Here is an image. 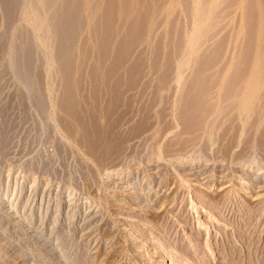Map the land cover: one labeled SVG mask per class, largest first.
Wrapping results in <instances>:
<instances>
[{"label":"rangeland","instance_id":"obj_1","mask_svg":"<svg viewBox=\"0 0 264 264\" xmlns=\"http://www.w3.org/2000/svg\"><path fill=\"white\" fill-rule=\"evenodd\" d=\"M31 1L43 8L41 17L33 10ZM42 2L27 0L20 28L37 37L46 81L45 95L50 99L47 117L36 116L33 101L28 97L32 117L22 119L18 92L23 88L11 72L5 75L4 92L0 94V112L9 105L8 116L10 112V121L15 122L9 143L0 147V264H264V150L258 153L260 149L255 151L253 145L256 135L264 133V113L258 109L264 98V0H83L80 8L87 23L77 46L82 44L80 49L88 56L82 61L80 49H75L80 57L75 64L85 65L83 72L79 69L81 65H76L79 70L73 73L76 78L80 72L76 79H83L79 97L84 103V113H89L85 116L97 113L98 119L86 117L88 122L95 119L103 131L116 129L120 138H124L120 149L126 150L123 153L120 149L117 152L109 149L107 154L115 158L112 161L102 153L107 157L103 166L92 160L58 121L61 112L55 99L59 92L55 90L60 79L56 56L45 40L43 29L47 20ZM111 4L114 9L105 11ZM99 6L101 11L94 13ZM125 9L128 13L122 12ZM93 26L96 32L92 31ZM133 30L140 35L132 37ZM93 32L100 34L95 37ZM96 39L106 42L105 61L109 66L105 62L103 66L96 64L97 56L103 54L102 44ZM125 42H129L131 49L119 58L120 68L115 72L113 57ZM179 42L181 46L177 47ZM158 44L160 50L156 51ZM156 59H160V64L154 65ZM5 61L9 63L8 56ZM104 68L112 72L105 74ZM168 72L171 77L165 81L166 85L161 83L162 87H158L160 77ZM107 74L115 78L107 81ZM94 75L99 77L96 87L92 81ZM104 78L107 85H102ZM119 82L124 87L121 86L122 91ZM200 84L209 86L202 94L192 88ZM112 85L121 93L112 89ZM231 86L233 90L237 86V90L242 88L239 92L243 94L227 99L240 101L230 104L232 107L236 104L230 112L228 106L224 109L228 101L220 99L225 98L221 94L231 90ZM190 88L193 92L188 95H194L191 99H195L196 108H205L201 105L206 101L205 109L209 108L211 115L191 104L187 97ZM204 93L210 96L209 100ZM109 95L111 99L118 96L119 100H111ZM256 97L261 99L258 105ZM253 98L257 109L251 105L253 101L249 105ZM116 100L119 101L116 108L113 106L108 111L113 123L105 117L107 126L102 112L106 113L109 102ZM122 102L128 105L124 107ZM183 102L195 109L184 108ZM243 103L249 107H241ZM212 106H216L215 111ZM237 106L241 107L240 112ZM250 106L261 113L257 115ZM200 111H207L201 114L208 118L201 119ZM184 113H194L199 117L197 123L201 119V124L194 121L191 125L195 128L190 129L197 131L193 133L195 136L185 128L189 114ZM254 116H261L262 120L256 118L257 124ZM191 117L190 120L195 118ZM186 119L188 122H184ZM228 119L232 120L228 122ZM114 120L119 123L116 125ZM218 121L221 123L217 124ZM215 124L225 128L219 129ZM247 124L254 127L249 129ZM206 131L212 134L208 137ZM225 131L227 134H223ZM226 138L233 142H226ZM231 145L236 147L231 149ZM246 148L251 151L246 152Z\"/></svg>","mask_w":264,"mask_h":264},{"label":"bare ground","instance_id":"obj_2","mask_svg":"<svg viewBox=\"0 0 264 264\" xmlns=\"http://www.w3.org/2000/svg\"><path fill=\"white\" fill-rule=\"evenodd\" d=\"M35 1V0H34ZM43 2V7H44V9H45V15H46V19L45 20H47L46 22H45V24H46V26H45V28L43 29L44 30V32H45V40L47 41V44H48V46L54 51L53 53L55 54V60H56V65H57V76H59V79H60V83H59V86H58V89H56L55 91H57V92H59V94H58V98H57V94H56V98L55 99H57V101L56 100H54V101H56V104H57V106H58V109L60 110V117H59V123L61 124V126L63 127V129L65 130V133H67V135L69 136V137H71L73 140H75L76 142H77V144L79 145V146H81L82 148H84V150L86 151V152H88L89 154L88 155H90L91 157H92V160H94V161H96L99 165H101V166H103V164H104V162L106 163V161H107V159H105V158H107L106 156H102L103 154L102 153H104V155H108V156H110L109 154H107V153H109V149H111V151H113V150H116V152H117V150H119L120 148H121V142L120 141H123L121 138H123V137H121L120 138V135L115 131L116 129H114V131L116 132L115 134H114V131L112 130V129H108L107 130V128H106V130H105V128H103L105 131H103V130H101L99 127H98V125H97V123L95 122V119L92 121L91 120V122H88V118H86V117H91V116H93L94 118H96L95 116H96V114H95V116L94 115H91V116H85V114H87L88 112H87V109H86V112L87 113H84L85 111L83 110V105H84V103H82L81 102V100H80V97H79V93L82 91H80V89H83V88H80L81 87V85H80V81H82L83 82V79L82 80H80L79 81V79L77 80L76 78H78L79 77V74H80V72L77 74V77L75 78V75L73 74L75 71L77 72V70H79V69H82L81 70V72H83L84 70H83V66H85V65H81V63L79 64V65H77V64H75V60L77 59V57L78 56H76L77 54H76V50H77V43L79 42V36L82 34V31L84 30V28H86V17H85V14H84V10L83 9H81L80 8V6H81V4H82V2H83V0H42ZM27 2V0H0V28H2V32L0 33V94H3L2 92H4L3 91V87H5V84L6 83H3L4 81H3V79H4V77H5V75L8 73V72H11V73H13V75H14V77L16 78V80L19 82V84L21 85V87L23 88V89H21V90H19V92H18V98H19V100H20V107H21V110H22V119H25V120H27V118H29V117H32V114H31V108L29 107V105H28V103H27V98L29 97V99H31L33 102V107H34V109H35V114H36V116L37 117H42L43 119H44V116H45V118L47 117L46 115H47V109H48V106L50 105L49 104V98H46L47 96L45 95V83H46V81L44 80L45 78H44V75H43V72H42V66H43V64H41L40 62H42L41 61V57H40V52H39V50L40 49H38V47H37V45H36V42H38V41H36V39L35 38H37L36 36L34 37V36H32V34H30L28 31H27V29H21L20 28V24H21V22H22V19H23V13H24V7H25V3ZM32 3H33V1H31ZM36 4V3H35ZM38 4H36V5H34V3L31 5V6H34L33 8V10H35L36 9V14H37V16L38 17H41L44 13H43V11H41L43 8H41V9H39V7H36ZM40 5V4H39ZM30 6V5H29ZM30 6V7H31ZM113 4H111L110 6H106L105 7V11H106V9L108 8V9H111V8H113ZM32 9V8H31ZM101 9V6H99V7H96L95 8V10L93 11L94 13L95 12H98L99 10ZM108 9H107V11H108ZM114 9V8H113ZM101 11V10H100ZM104 11V10H103ZM102 11V12H103ZM128 10H124V11H122V12H126V13H128L127 12ZM28 12V11H27ZM101 13V12H100ZM126 13H124V15L126 14ZM99 14V13H98ZM101 15H103V14H101ZM105 15V14H104ZM123 15V16H124ZM125 16H127L128 17V15H125ZM127 17H125V18H127ZM130 17V16H129ZM128 17V18H129ZM132 22V21H131ZM135 22H136V20H135ZM140 22V20H138L137 21V23H139ZM108 24V23H107ZM136 24V23H135ZM134 24V25H135ZM94 27V29L92 30V31H94L95 30V26H93ZM92 27V28H93ZM96 30H98V29H96ZM94 32H96V31H94ZM93 32V33H94ZM135 31L133 30L132 32L130 31V33H131V35H132V37L134 36V37H136L137 35H140V34H136V33H134ZM96 34H100V32L99 33H96ZM96 34L94 33V36L96 37ZM130 35V36H131ZM97 36H99V35H97ZM100 37V36H99ZM98 38V37H97ZM101 38V37H100ZM97 40V39H96ZM101 41V39L100 40H97V43L100 45V44H102L101 45V53L103 52V54H101V56H97V58L98 59H96L98 62L96 63V61H95V58L96 57H94V61H95V63L96 64H99V65H101L102 64V66H103V63L105 62V64H106V58L108 57V53L106 52V48H107V45H105L106 44V42H104V43H101L100 42ZM173 42V41H172ZM126 43V42H125ZM124 43V44H125ZM160 43V42H159ZM96 44V43H95ZM98 44H96V47H97V49H98ZM104 44V45H103ZM122 45V48L121 49H119V51L118 50H115V51H118L117 53H116V55L113 57L115 60H116V63L115 64H118L117 62H120V59L119 58H121V56L122 55H125V54H127L128 52H129V50L131 49V47H130V44H129V42L128 43H126L125 45ZM82 46V44L80 45V47ZM124 46V47H123ZM161 46V44H158V45H156V48H155V50L157 51L158 50V48ZM179 46H181V44H180V42L178 43V46L177 47H179ZM80 47H78V49H80ZM110 47V46H109ZM76 49V50H75ZM83 49H84V47H83ZM85 50V49H84ZM108 50V49H107ZM159 50H160V48H159ZM78 51H80L78 54H80V56L82 57V55H83V57H82V61H84V57H86L87 58V54H85V55H87V56H85L84 55V53L82 52V49H80V50H78ZM77 51V52H78ZM115 51H113V52H115ZM100 52V51H99ZM82 53V54H81ZM86 53V52H85ZM7 54H9V55H7ZM114 55V53H112L111 52V55ZM96 55H98V53L96 54ZM110 55V56H111ZM112 55V56H113ZM5 56H8L9 57V63L7 64L6 63V61H5ZM112 56L111 57H109L110 59H112ZM79 59H80V57H78ZM118 58V59H117ZM78 59V60H79ZM108 59V58H107ZM77 60V61H78ZM106 60V61H105ZM114 60V61H115ZM86 61V60H85ZM78 62H80V60L78 61ZM103 62V63H102ZM155 64L154 65H158V64H160L159 62H160V59H156L155 61ZM83 63V62H82ZM84 63H86V62H84ZM83 63V64H84ZM114 64V63H113ZM113 65L112 66V69L114 70L115 69V72H116V68H118L119 67V64L118 65ZM76 65L79 67L80 65H81V67L78 69V68H75L76 67ZM99 65H97V66H99ZM107 65V64H106ZM106 65H104V67L106 66ZM112 65V64H111ZM110 65V66H111ZM96 66V67H97ZM101 66V67H102ZM107 66H109V64L107 65ZM100 67V66H99ZM98 68V67H97ZM97 68H96V71H97ZM109 68V67H108ZM108 68H104V69H107V71L106 70H104L105 71V74H106V72H108V71H110V72H112L111 70L112 69H108ZM120 68V67H119ZM118 68V69H119ZM103 69V68H102ZM101 69V70H102ZM117 69V73L119 74V70ZM94 70H95V68H94ZM132 71V70H131ZM138 71V70H137ZM75 72V73H76ZM98 72H100V71H98ZM98 72H97V74H98ZM133 72H136V71H133ZM96 73V72H95ZM102 74H103V71L101 72ZM114 73V72H113ZM116 73V74H117ZM128 73H131L130 71L129 72H127V75H129ZM82 74V73H81ZM109 74V73H108ZM108 74H107V76H108ZM115 74V73H114ZM113 74V75H114ZM135 75H133V76H135L136 77V73H134ZM202 73H200V75H201ZM73 75H74V77H73ZM101 77H102V75L101 74H99ZM110 75V74H109ZM112 75V74H111ZM126 75V76H127ZM132 75V74H131ZM137 75H138V72H137ZM168 75H170L169 74V72L168 73H164V75H162V77H160L161 78V82L159 83L160 84V86L158 85V87H162L161 86V83H162V85H164L165 84V81H167V78L169 79L171 76H169L168 77ZM197 75H199V74H197ZM197 75L195 74V76H196V78H197ZM199 75V76H200ZM203 75V74H202ZM201 75V76H202ZM96 76H98V75H94V80H92L93 81V83H95V87H96V84H97V81H99L98 80V78L96 77ZM104 76V75H103ZM118 75H116V77H117ZM195 76H194V78H195ZM82 77V76H81ZM106 77V76H105ZM113 78H115V75L114 76H112ZM112 77H109L108 76V78L106 77V79H107V81L109 80V81H111L109 78H112ZM128 77H130V75L128 76ZM138 77V76H137ZM204 76H202L201 78H203ZM83 78V77H82ZM118 78V77H117ZM134 78V77H133ZM195 78V79H196ZM200 77H198L197 79H199ZM199 79L200 81L202 80V79ZM119 79V78H118ZM130 79V78H129ZM128 79V80H129ZM132 79V78H131ZM204 79V78H203ZM206 79V78H205ZM204 79V80H205ZM113 80V79H112ZM134 80V79H133ZM203 80V81H204ZM236 80H237V78H236ZM91 81V82H92ZM102 81H103V79H102ZM106 80H105V78H104V82L102 83V85L104 84V85H107V83L105 82ZM114 81H115V79H114ZM130 81H132V80H130ZM199 81V82H200ZM45 82V83H44ZM134 82V81H133ZM136 82V81H135ZM134 82V83H135ZM196 82H198V80H196ZM93 83H91V85L93 84ZM111 83V82H110ZM109 82H108V86L110 87L111 85H109L110 84ZM112 83H113V81H112ZM167 83V82H166ZM236 82H234V84H235ZM84 84V83H83ZM83 84H82V86H83ZM99 84H100V82H99ZM98 84V85H99ZM114 84H115V82H114ZM113 84V85H114ZM119 84H120V82H119ZM194 84H195V82H194ZM113 85H112V89H114V88H116V89H114V90H118L117 89V87H114L113 88ZM131 85V84H130ZM132 85H134V84H132ZM137 85V84H136ZM135 85V86H136ZM166 85V84H165ZM236 85V84H235ZM94 85H92V87H93ZM100 86V85H99ZM116 86V85H115ZM120 86V87H119ZM118 86V88L120 89L121 88V84ZM125 86V85H124ZM134 86V87H135ZM193 86V85H192ZM192 86H190V87H192ZM234 86V85H233ZM233 86H231V90L230 89H228V91L226 90L223 94H221V97H222V95H223V97L225 96V98H223V99H220V100H222V101H224V99H226V101H228L227 99H230V98H233V97H238L239 96V94L240 93H242V92H239L242 88H240L239 90H237L238 89V86H237V89L235 90H233L232 89V87ZM54 87H57V85L56 86H54ZM123 87V86H122ZM126 87L127 88H129L127 85H126ZM166 87V86H165ZM165 87H163V88H165ZM213 87H214V85H213ZM212 87V88H213ZM230 87V86H229ZM100 88V87H99ZM124 88V87H123ZM126 88V89H127ZM132 88V87H131ZM193 88V91H194V89L196 88V90L195 91H199V93H203V92H201L202 90H204L205 88H209V86L208 85H205V86H201V84H200V86L198 87L197 85H194V87H192ZM211 88V87H210ZM211 88V89H212ZM235 88V87H234ZM53 89H55V88H53ZM52 89V90H53ZM91 89V88H90ZM96 89H98V87L96 88ZM110 89H111V87H110ZM109 89V90H110ZM130 89V88H129ZM93 90H95V89H93ZM99 90V89H98ZM97 90V91H98ZM106 90H108V89H106ZM106 90H105V92H106ZM114 90H112V91H114ZM121 91L123 90V89H120ZM120 90H118V91H120ZM128 90V89H127ZM127 90L126 91H124V93H127ZM156 90H157V88H156ZM192 89L190 88V90H188V91H190V92H187V97L188 98H192L194 95H191V97H190V95H188V93L189 94H191V92H193V91H191ZM230 90V91H229ZM263 90V89H262ZM100 91V90H99ZM112 91H110L109 92V94L112 92ZM118 91H116V92H118ZM121 91H120V93H121ZM207 91V90H206ZM264 91V90H263ZM262 91V92H263ZM102 92V91H101ZM108 92V91H107ZM115 91L113 92V93H116ZM128 92H129V90H128ZM244 92V91H243ZM253 92V91H252ZM257 92V91H256ZM91 93V92H90ZM119 93V92H118ZM197 93V92H196ZM208 93H211L210 91H208ZM226 93V94H225ZM93 94H95L94 93V91H93ZM92 94V95H93ZM97 94V93H96ZM100 94V93H99ZM112 94V93H111ZM192 94H194V93H192ZM198 94V93H197ZM201 94H200V96H201ZM212 95L214 94L213 92L211 93ZM243 94V93H242ZM248 94V93H247ZM263 94H264V92H263ZM263 94H260V95H263ZM85 95H87V94H85ZM90 95V94H89ZM91 95V96H92ZM117 95V94H116ZM204 95H205V93H204ZM204 95L202 96L203 98H204ZM207 95V97H208V100H209V95L208 94H206ZM205 95V96H206ZM218 95V94H217ZM253 95V94H252ZM255 95V94H254ZM253 95V96H254ZM256 95H257V97H258V94L256 93ZM259 95V96H260ZM91 96H90V98H91ZM101 96V95H100ZM99 96V97H100ZM103 96V95H102ZM112 96H114V95H112ZM120 96V95H119ZM122 96H124V95H122ZM197 96V95H196ZM195 96V97H196ZM199 96V94H198V97H200ZM216 96V95H215ZM214 96V97H215ZM219 96V95H218ZM1 97V96H0ZM88 97V96H87ZM108 97V96H107ZM115 97V96H114ZM113 97V99H111L110 98V95H109V98L111 99V100H114V99H117L118 98V100H119V97L117 96V98H114ZM201 97V98H202ZM241 97V96H240ZM257 97H256V99H257ZM262 97H264V95L262 96ZM81 98H83V97H81ZM108 98V99H109ZM125 98V97H124ZM160 98V97H159ZM197 98V97H196ZM206 98V97H205ZM205 98H204V100H205ZM211 98H212V96H211ZM248 98V97H247ZM259 98V97H258ZM85 99V98H84ZM84 99H83V102H85V101H87V100H85L84 101ZM92 99V98H91ZM94 99H95V97H94ZM93 99V100H94ZM97 99H99L98 97H97ZM109 99V100H110ZM126 99V98H125ZM127 99H128V97H127ZM189 99V100H190ZM199 99V98H198ZM241 99H246V97L245 98H242L241 97ZM263 100H261V99H259V100H261L262 102H260L258 99V102H256L257 103V105H258V103L260 104V106H262L261 108H260V106H258L259 108L258 109H262V114L264 113L263 112V109H264V98H262ZM118 100H116V102L115 101H113L112 103H110L109 102V104L111 105V107H109V104H108V108H109V110L107 109L106 111L108 112V111H110L111 109L110 108H112L113 106L115 107L118 103H117V101ZM129 100V99H128ZM132 100V99H131ZM188 99H186L185 101H187ZM195 100V99H194ZM194 100L192 101V99L190 100L192 103L191 104H194ZM197 100V99H196ZM200 100V102L202 101L201 99H199ZM219 100V101H220ZM232 100V99H231ZM231 100H229L226 104V108H224V109H227V106H228V108H230V109H227V110H230V112H231V110L234 108H236V101H238V100H236L235 101V99H234V101H235V105H234V107H232V103L234 102H232ZM256 100V101H257ZM90 101H92V100H90ZM90 101H89V103H90ZM122 101V100H121ZM123 101H124V99H123ZM126 101V100H125ZM124 101V102H125ZM156 101V100H155ZM190 101H189V103L188 102H185L186 104L188 103V104H190ZM221 101V102H222ZM225 101V102H226ZM242 101V100H241ZM248 101H250V98H248ZM252 101H253V103L254 104H251L252 103ZM255 101V99L253 98V99H251V102H249V105L251 104L253 107L256 105V103L254 102ZM102 103H103V101H101ZM119 102V101H118ZM197 102H198V100H197ZM205 102V103H204ZM203 103H204V105L202 104L201 105V107H203V106H205V108L207 107L205 104H206V101H204ZM210 101H208V103H209ZM214 102V101H213ZM239 102L240 101H238L237 103L239 104ZM55 103V102H54ZM87 103V102H86ZM92 103V102H91ZM106 103V102H105ZM115 103H117V104H115ZM129 103V102H128ZM130 103H132L131 101H130ZM129 103V104H130ZM196 103V102H195ZM202 103V102H201ZM207 103V105H209ZM210 103H212V101L210 102ZM220 103V102H219ZM228 103H229V105H228ZM246 103H247V100H246ZM263 103V104H262ZM83 104V105H82ZM115 104V105H114ZM122 104H123V102H122ZM122 104H121V106H122ZM230 104H232V105H230ZM244 104V103H243ZM241 104V107L242 106H244L245 107V105L246 104ZM54 105V104H53ZM86 105V104H85ZM90 106H91V104H89ZM101 105H103V104H101ZM124 105V107H125V105L127 106L128 104H123ZM133 105V104H132ZM185 104H184V102H183V106H184ZM195 105V108H196V106H197V103L196 104H194ZM199 105H200V103H199ZM211 105V104H210ZM214 105V104H213ZM220 105V104H219ZM218 105V106H219ZM249 105H246V107L245 108H248L249 107ZM6 106V105H5ZM52 106V105H51ZM99 106V105H98ZM120 106V105H119ZM189 106V105H188ZM188 106L186 107V105H185V107L184 108H187V109H189L188 108ZM222 106V105H221ZM224 106V105H223ZM223 106H222V108H223ZM239 106V105H238ZM238 106H237V108H238ZM252 106H250L251 108H252V111H253V107ZM89 107V106H88ZM100 107V106H99ZM123 107V108H124ZM132 107V106H131ZM190 108L191 107H193L194 108V106H189ZM210 107V106H209ZM213 107V106H212ZM220 107V106H219ZM225 107V106H224ZM241 107H239L240 109H241ZM12 108V107H11ZM10 108V109H11ZM87 108V107H86ZM92 108V107H91ZM95 108V107H94ZM102 108H104V107H102ZM116 108V107H115ZM192 108V109H193ZM194 108V109H195ZM200 108V106L199 107H197L196 109H199ZM204 108V107H203ZM203 108H200L201 110H203ZM204 108V109H205ZM211 108V107H210ZM215 108H216V106L215 107H213V109H214V111H215ZM221 108V109H222ZM239 108H238V110H239ZM250 108V109H251ZM257 109V107H254V109ZM4 109V108H3ZM6 109V110H5ZM4 110H3V112L1 111L0 112V147L2 148L3 146H5V144L6 143H9L8 141H9V137H10V133H12L11 131L13 130V125L15 124V122L14 123H12L13 122V120H12V122L10 121L11 120V118L9 117L10 116V112H9V116H8V109H9V105H8V107L7 108H5ZM13 109V108H12ZM105 109V108H104ZM119 109V108H118ZM127 109H129V108H127ZM192 109H191V111H189V112H192ZM199 109V110H200ZM212 109V108H211ZM224 109H223V112H225L224 111ZM95 110L97 111V109L95 108ZM205 110H207V109H205ZM208 110H210L209 108H208ZM207 110V111H208ZM92 111V109L89 111V112H91ZM100 111H101V109H100ZM113 111V110H112ZM114 111H117V110H115L114 109ZM114 111H113V113H114ZM196 111V110H195ZM207 111H200V113H199V117H200V115H201V119H202V114L201 113H205V112H207ZM211 111V110H210ZM213 110H212V112H214ZM235 111H237V110H235ZM245 111V110H244ZM243 111V112H244ZM255 111V110H254ZM253 111V112H254ZM58 112V111H57ZM94 112V111H93ZM92 112V113H93ZM97 112H99V111H97ZM105 113V111L104 112H102V113H104L105 115H102V116H104V118L106 117L108 120L110 119H113V117L111 118H108L109 116L108 115H110V113L108 112V113ZM121 112V111H120ZM186 113L188 112V110H186L185 111ZM194 112V111H193ZM197 112L198 111H196V113L195 114H197ZM220 112H221V110H220ZM223 112H221V113H223ZM239 112H240V110H239ZM248 112H251V111H249L248 110ZM247 112V113H248ZM119 113V112H118ZM118 113H115V114H118ZM123 113V112H122ZM125 113V112H124ZM194 113H192V114H194ZM207 113H209V111L207 112ZM220 113V114H221ZM232 113H233V111H232ZM246 113V114H247ZM255 113H257V115L258 114H260L261 113V111H259V113H258V110H257V112L255 111ZM58 114V113H57ZM89 114V113H88ZM185 114V113H184ZM183 114V115H184ZM188 114H189V116H188ZM188 114H185L186 116H188V117H186V118H188V121H189V123H187V126L188 127H186L185 126V128H186V130H187V128H191L192 129V127H194V126H191L192 125V123L194 122V121H196V124H199L200 123V120L198 121V123H197V118H199V117H197L196 118V116H195V114H194V116L192 115V114H190V113H188ZM210 115L212 114V113H209ZM208 114V115H209ZM218 114V113H217ZM228 113H227V111H226V115H227ZM234 114L236 115L237 113L236 112H234ZM99 115H100V112H99ZM99 115H97V116H99ZM100 115V116H101ZM122 115V114H121ZM184 115V116H185ZM210 115H209V117H210ZM223 115H225V114H223ZM233 115V114H232ZM232 115H230L231 116V118H234V120H236L235 119V117H232ZM242 115V116H241ZM245 114H240V117H243ZM56 116V115H55ZM113 116H114V114H113ZM125 116V115H124ZM190 116H192V117H195V118H193V119H189L190 118ZM198 116V115H197ZM229 116V117H230ZM238 116V115H237ZM93 117H91V118H93ZM123 117V116H122ZM191 117V118H192ZM203 117H205V115L203 116ZM245 117V116H244ZM261 116H259V117H257L256 116V118H258V120H259V118H260ZM10 118V119H9ZM41 118V119H42ZM90 118V119H91ZM105 118V119H106ZM205 118H208L207 116L205 117ZM252 118V117H251ZM256 118H255V116H254V119H255V121H256ZM58 119V118H57ZM98 118H96V120H97ZM101 119H102V117H101ZM106 119V120H107ZM124 119V118H123ZM196 119V120H195ZM244 119V118H243ZM242 119V120H243ZM253 119V118H252ZM254 119H253V121H254ZM108 120H107V126H108ZM109 120V121H110ZM115 120H116V118H115ZM114 120V121H115ZM120 120H121V118H120ZM184 120V119H183ZM203 120H204V118H203ZM229 120V119H228ZM227 120V121H228ZM230 120H232V119H230ZM230 120L228 121V122H230ZM258 120L256 121V123L258 124ZM261 120H262V117H261ZM113 121V120H112ZM112 121H110L111 123H113ZM118 121V120H117ZM117 121H115L116 122V125H117V123H119V122H117ZM123 121V120H122ZM122 121H120V122H122ZM187 121V119L184 121V122H186ZM187 121V122H188ZM206 121V120H205ZM251 121V120H250ZM100 122H101V120H100ZM102 122H103V120H102ZM101 122V123H102ZM204 122V121H203ZM239 122H241V121H239ZM239 122L238 123H236V125L237 124H239ZM40 123H41V121H40ZM100 123V124H101ZM217 124H219V123H221V122H216ZM231 123H233V122H231ZM243 123V122H242ZM255 123V122H254ZM253 122H251V124H254ZM263 123V122H262ZM17 124V123H16ZM90 124H91V126H90ZM98 124H99V121H98ZM103 124V123H102ZM201 124V123H200ZM204 124H206V123H204ZM204 124H202V126L204 125ZM209 124V123H208ZM213 124V123H212ZM217 124H215V125H217ZM225 124V123H224ZM246 124V123H245ZM244 124V125H245ZM248 125L249 126V129H250V127L252 126V127H254V125H256V124H254V125ZM261 124V123H260ZM264 124V123H263ZM93 125V126H92ZM104 125H105V120H104ZM115 124H113V126H114ZM121 125H122V123H121ZM193 125H195V124H193ZM227 125H231L232 126V124H227ZM89 126V127H88ZM106 125L104 126V127H107ZM110 126L112 127V125L110 124ZM119 126V125H118ZM200 126V125H199ZM217 126H219V125H217ZM220 126H222L223 128H225L224 127V125H221L220 124ZM218 127L219 129L221 128V127ZM229 126H227V127H229ZM231 126H230V128H231ZM239 126V125H238ZM257 126V125H256ZM15 127H17V125H15ZM91 127V128H90ZM110 127V128H111ZM114 127H117V126H114ZM113 127V128H114ZM197 127V126H196ZM204 127L206 128V126L204 125ZM207 127H209L208 125H207ZM212 127H213V125H212ZM212 127H210V128H212ZM216 127V126H215ZM215 127H213V128H215ZM233 127V126H232ZM246 127V126H245ZM264 127V126H263ZM262 127V128H263ZM121 128V127H120ZM183 128H184V126H183ZM195 128V127H194ZM210 128H208V129H210ZM218 128H216V129H218ZM243 128H244V126H243ZM260 129H261V127H259ZM117 129H119V127H117ZM140 129V128H139ZM190 129V131L192 132V134H190V135H193V133H196L197 131L196 130H194L195 132H193L192 130ZM202 129H204L203 127L201 128V130ZM207 129V128H206ZM216 129H214L215 131H216ZM235 129V128H234ZM234 129L232 130V129H229V130H232L231 132H233L234 131ZM249 129H247V131H249ZM252 129V128H251ZM122 130V129H121ZM198 130L200 131V129L198 128ZM205 130V129H204ZM227 131H228V128L226 129ZM262 130V129H261ZM264 130V129H263ZM118 131H120V129L118 130ZM185 131V130H184ZM222 131H224V130H222ZM235 131H239V130H235ZM244 131H245V128H244ZM252 131V130H251ZM257 131V130H256ZM255 131V132H256ZM14 132V131H13ZM187 132V131H186ZM189 132V131H188ZM190 132V133H191ZM241 132H242V130H241ZM263 132V131H262ZM121 133V132H120ZM206 133H207V131H206ZM212 133L214 134V132H213V129H212ZM211 133V134H212ZM220 133H221V131H220ZM226 133V131L225 132H223V134H225ZM245 133H246V131H245ZM245 133H241L242 135L243 134H245ZM14 134V133H13ZM116 134H118L119 135V138H118V135H116ZM188 134V133H187ZM210 134V133H209ZM210 134V135H211ZM217 134V133H216ZM227 134V133H226ZM230 134V133H229ZM250 135H252L251 133H249ZM258 134V133H257ZM66 135V134H65ZM207 135H208V133H207ZM210 135H208V137L210 136ZM221 135V134H220ZM231 135H232V133H231ZM241 135V136H242ZM262 135V136H261ZM124 136V135H123ZM193 136H195V135H193ZM216 136V135H215ZM223 136H226V135H222V137ZM218 137V136H217ZM243 137V136H242ZM251 137V136H250ZM253 137V136H252ZM257 135H256V143L255 142H253V143H255V144H253V145H255V151L258 149H260V151H258V153L259 152H261V150H264V133H262L261 134V132H260V135H259V137H258V139H257ZM210 138H212V137H210ZM209 138V139H210ZM235 138H236V136H235ZM239 138V137H238ZM238 138H237V141H238ZM244 139H246V137H243ZM247 138H248V136H247ZM121 139V140H120ZM124 139V138H123ZM127 140L129 139V138H126ZM215 139H217V138H215ZM220 139H221V136H220ZM223 139V138H222ZM221 139V140H222ZM228 139H229V136H228ZM255 139H253V140H255ZM208 140V139H207ZM218 140H219V138H218ZM226 140H227V138H226ZM229 140H231V139H229ZM233 140V139H232ZM247 141H248V139H246ZM11 141V140H10ZM74 141V142H75ZM210 141H213V138H212V140H210ZM220 141V140H219ZM242 141H245V140H242ZM258 141V142H257ZM127 142V141H126ZM208 143H210L209 141H207ZM226 142H228V140L226 141ZM231 142V141H230ZM230 142H228V143H230ZM233 142V141H232ZM231 142V143H232ZM246 142V141H245ZM124 143V142H123ZM240 143V142H239ZM249 143H250V141H249ZM213 144V143H212ZM234 144H238V143H234ZM242 144V143H241ZM244 144V143H243ZM8 145V144H7ZM208 145V144H207ZM210 145V144H209ZM208 145V146H209ZM225 145H227L226 143H225ZM225 145H224V147H225ZM228 145H230V144H228ZM120 146V147H119ZM235 145H231V149H232V147H234ZM239 146V145H238ZM237 146V147H238ZM243 146V145H242ZM247 146H248V144H247ZM251 146V145H250ZM6 147V146H5ZM124 147H125V145H124ZM227 147V146H226ZM225 147V148H226ZM236 147V146H235ZM252 147V146H251ZM250 147V148H251ZM254 147V146H253ZM252 147V148H253ZM230 148V147H229ZM243 148H244V146H243ZM251 148V149H252ZM245 149V148H244ZM120 150H123V149H120ZM126 151V150H125ZM124 150H123V153L125 152ZM230 151V150H229ZM242 151H245V150H242ZM248 151V148H246V152ZM249 151H251V150H249ZM248 151V152H249ZM253 151V150H252ZM254 151V152H255ZM114 152V151H113ZM263 152V151H262ZM111 154H114V153H112V152H110ZM228 153V152H227ZM252 153V152H251ZM256 153V152H255ZM264 153V152H263ZM116 155H117V153H115ZM228 154H230V153H228ZM257 154V153H256ZM262 154V153H261ZM242 155V154H241ZM243 155H245V152L243 153ZM242 155V157H245V156H243ZM246 155H247V153H246ZM105 159H103L102 157ZM114 155H112V156H110L109 158L111 159L112 157H113ZM119 156V155H118ZM121 156V155H120ZM116 157V156H115ZM114 158V157H113ZM115 159V158H114ZM109 160V159H108ZM111 161H112V159H111ZM110 162V161H109ZM108 163V162H107ZM95 164V163H94ZM109 164H111V163H109ZM109 164H107V166L109 165ZM97 166V165H96ZM106 167V166H105ZM101 168V167H100Z\"/></svg>","mask_w":264,"mask_h":264}]
</instances>
